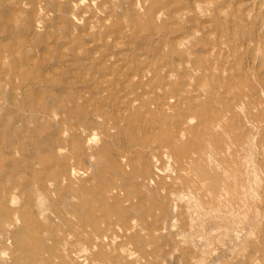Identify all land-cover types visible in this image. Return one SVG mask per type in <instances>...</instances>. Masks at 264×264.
<instances>
[{"label":"rangeland","instance_id":"obj_1","mask_svg":"<svg viewBox=\"0 0 264 264\" xmlns=\"http://www.w3.org/2000/svg\"><path fill=\"white\" fill-rule=\"evenodd\" d=\"M11 51L0 264H264V0H0Z\"/></svg>","mask_w":264,"mask_h":264},{"label":"bare ground","instance_id":"obj_2","mask_svg":"<svg viewBox=\"0 0 264 264\" xmlns=\"http://www.w3.org/2000/svg\"><path fill=\"white\" fill-rule=\"evenodd\" d=\"M146 1V0H145ZM143 4V3H142ZM197 4V3H196ZM207 4V3H206ZM198 5V4H197ZM199 6V5H198ZM209 5L207 4V7H208ZM201 7H203V4L201 5ZM201 7L199 6V10H201ZM202 11V10H201ZM185 39V38H184ZM181 40V39H180ZM179 40V41H180ZM185 41V40H184ZM186 42V41H185ZM178 44V43H177ZM1 53V52H0ZM15 60L16 59V57L15 56H13L12 55V51H11V53H2V54H0V64H6L7 62H9L10 60ZM142 60V59H141ZM140 60V61H141ZM145 63V62H144ZM150 66H152V65H150ZM184 66H186V69H187V65H184ZM148 67V66H147ZM153 67V66H152ZM151 67V68H152ZM153 69V68H152ZM151 70V69H150ZM188 70H190L189 69V67H188ZM187 70V71H188ZM152 72V71H151ZM189 72V71H188ZM192 72V71H191ZM22 75H24V72H23V74ZM21 75V76H22ZM30 75V74H29ZM112 76V75H111ZM132 76V75H131ZM170 76V75H169ZM136 77V76H135ZM134 77V78H135ZM133 78V79H134ZM106 79V78H105ZM107 80V79H106ZM111 80V79H110ZM141 80V79H140ZM128 81H130V80H128ZM141 82H143L142 80H141ZM150 83V82H149ZM148 85V84H147ZM2 86H3V84H2V82H0V88H2ZM203 86V85H202ZM149 88H150V85H149ZM234 88H235V86H234ZM159 89V88H158ZM148 90V89H147ZM234 90H236V88L234 89ZM233 90V91H234ZM241 90V92H242V90L243 89H240ZM239 91V90H238ZM244 91V90H243ZM148 92V91H147ZM163 92V91H162ZM201 91H199L198 93H200ZM159 93H160V91H159ZM164 93V92H163ZM195 93H197V92H195ZM184 95V94H183ZM182 95V96H183ZM148 96V95H147ZM147 96H145L144 98H146ZM166 96V95H165ZM165 96H164V98L163 99H165ZM193 96H195V95H193ZM216 96V95H215ZM244 96V95H243ZM161 97V96H160ZM183 97H185V96H183ZM192 97V96H191ZM205 97V96H204ZM204 97H203V99H204ZM170 98V96H168L167 97V99H169ZM172 98V97H171ZM169 99V101L168 100H166L165 101V104L166 105H168V104H170V106H171V100L173 99V98H175V96H173V98L172 99ZM182 98V97H181ZM188 98V97H187ZM190 98V97H189ZM193 98V97H192ZM196 98V97H195ZM202 98V97H201ZM200 98V99H201ZM244 98V97H243ZM162 99V98H161ZM199 100V99H198ZM206 100V99H205ZM133 102V100H130L129 99V102ZM160 101V100H159ZM164 101V100H163ZM178 101V100H177ZM196 102H197V100H195ZM201 101V100H200ZM200 101H198V102H200ZM128 102V101H127ZM128 102V103H129ZM134 102H136L135 101V99H134ZM162 102V101H161ZM176 101H174V103H175ZM198 102L196 103V104H198ZM205 102H207V101H205ZM211 102V101H210ZM137 103V102H136ZM201 103H203V102H201ZM130 104V103H129ZM181 104V103H180ZM185 104V103H184ZM183 104V105H184ZM190 104V103H189ZM207 103H205V105H206ZM212 104V103H211ZM138 105V104H137ZM182 105V104H181ZM186 105V104H185ZM201 104H199V106H200ZM204 105V106H205ZM169 106V107H170ZM176 106V105H175ZM132 107H133V103H132ZM137 107V106H136ZM167 107V106H166ZM165 106H164V108H166ZM169 107H167V109L169 108ZM172 107H173V105H172ZM139 108V107H138ZM173 108H175V107H173ZM176 108H178V107H176ZM212 108V107H211ZM170 109V108H169ZM168 109V110H169ZM203 109H205V108H203ZM202 109V110H203ZM174 110V109H173ZM216 110V109H215ZM136 111H138V110H136ZM176 111V110H175ZM208 111V110H207ZM209 112H211V109H210V111ZM209 112H207L208 113V115H209ZM214 113L216 114V112L214 111ZM211 114V113H210ZM198 115V114H197ZM200 115V114H199ZM198 115V116H199ZM217 115V114H216ZM201 116V115H200ZM188 118V117H187ZM214 118H215V116H214ZM189 121V120H188ZM190 121H192L191 119H190ZM221 121V120H220ZM213 125H216V123H214ZM211 126V125H210ZM219 126V125H218ZM203 127V126H202ZM202 127H201V129H202ZM219 128V127H218ZM202 131H203V129H202ZM205 132V131H204ZM182 136V135H181ZM180 136V139L181 138H183V137H181ZM185 138H186V136H185ZM182 140V139H181ZM183 140H185L184 138H183ZM175 142V141H174ZM182 142V141H181ZM175 143H177V142H175ZM174 143V144H175ZM179 143V142H178ZM173 145V144H172ZM202 155V154H201ZM207 154L205 153V156H206ZM194 156H195V154H194ZM209 157H210V155H209ZM211 159H212V156L210 157ZM208 159V158H207ZM206 159V160H207ZM210 160V159H209ZM210 162H211V160H210ZM218 166V165H217ZM219 168H220V166H218ZM198 168H199V166H198ZM223 169V168H222ZM72 170H73V172H74V170H75V168H72ZM203 170V169H202ZM187 172V171H186ZM225 172V171H224ZM204 173V172H203ZM225 183V182H224ZM202 184V183H201ZM204 184V183H203ZM205 186V185H204ZM216 186V185H215ZM230 190H231V188H230ZM227 192V190H225V193ZM229 193V192H228ZM226 194L227 196L229 195V194ZM236 196L238 195V194H235ZM220 196V195H219ZM222 196H223V194H222ZM231 196V195H230ZM214 197V200L216 199V195L215 196H213ZM233 197V196H232ZM240 197V196H239ZM238 197V198H239ZM211 198V197H210ZM223 198V197H222ZM224 199V198H223ZM234 199V198H233ZM219 200V199H218ZM225 200V199H224ZM236 200V199H235ZM10 201H11V199H10V197H9V202L7 201L5 204H4V209H6V210H9V209H11L10 208V205H9V203H10ZM213 202V201H212ZM226 202V201H225ZM233 202H234V200H233ZM218 203V202H217ZM221 203V202H220ZM86 207V206H85ZM139 207H137L136 209H138ZM89 210V209H88ZM90 211V210H89ZM223 212V211H222ZM88 213V211L86 210L85 211V214H87ZM226 213V215H228L229 214V212H228V214H227V211L225 212ZM81 214H84L83 212H81ZM222 214V213H221ZM233 214V213H232ZM9 214H7V216H8ZM224 215V214H223ZM225 215V216H226ZM21 220V224H17V222H18V220ZM110 220V219H109ZM32 221V215L29 213V212H27V211H23V212H21L20 213V215L18 214V213H13L10 217H8V218H5V219H3V218H1L0 219V235L1 236H3V237H9V238H11V241H12V243L13 244H18V245H20V244H23L24 243V241H25V233H27V232H25L26 230H27V228H28V226L30 225V222ZM82 222V223H81ZM78 221L77 222V224H79L80 226H81V229H79V230H71L69 233H67V236L68 237H72V236H78V234L79 233H92V232H95V234L97 235V241H95V243H94V247H95V244H98L99 242L101 243L102 242V238H103V234H98V233H104V231H105V222H94L93 224H90V223H88V222H86L84 219H82V221ZM130 222H132V221H130ZM134 223H136V222H134ZM133 223V224H134ZM133 224H132V226H133ZM137 224V223H136ZM89 226H91V227H89ZM136 226V225H135ZM19 227H22V228H19ZM117 227V226H116ZM118 228H120L119 226H118ZM115 234V233H114ZM114 236L115 235H113V239H114ZM96 237V236H95ZM104 237H106L105 235H104ZM117 238H119V237H115V239H117ZM76 240V239H75ZM64 241V240H63ZM65 242V241H64ZM67 242L69 243V245H70V241L69 240H67ZM114 242V241H113ZM124 244V243H123ZM66 246V245H65ZM128 247V246H127ZM127 247H125V249L127 248ZM64 248H66V247H64ZM83 248V247H82ZM93 248V247H92ZM85 246H84V249H82V251L84 250L85 251ZM121 249H122V246H121ZM14 250H17V249H14V247L11 249V256H10V258H11V260H12V258H13V252H14ZM83 251V252H84ZM121 251H123V250H121ZM130 251V250H129ZM6 252V251H5ZM79 252H81L80 250H79ZM79 252H78V254H79ZM125 253L127 252V254H129L128 253V250L127 251H124ZM15 253V252H14ZM86 253H89V252H86ZM74 254V253H73ZM130 257H131V252H130ZM7 256V255H6ZM70 259V258H69ZM86 260V259H85ZM254 260H255V258L253 259V264H255L256 263V261L254 262ZM14 261V260H13ZM258 261V260H257ZM259 262V261H258ZM33 264H36L35 263V261H34V263ZM61 264H65V262L64 261H61Z\"/></svg>","mask_w":264,"mask_h":264}]
</instances>
